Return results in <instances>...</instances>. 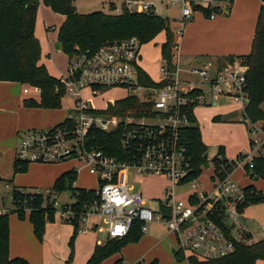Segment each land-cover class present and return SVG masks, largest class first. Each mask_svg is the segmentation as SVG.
Here are the masks:
<instances>
[{
    "label": "built area",
    "instance_id": "1",
    "mask_svg": "<svg viewBox=\"0 0 264 264\" xmlns=\"http://www.w3.org/2000/svg\"><path fill=\"white\" fill-rule=\"evenodd\" d=\"M211 2L215 1L167 0L170 8L180 6L181 9L176 34L181 36L186 25L192 22L196 13L194 5L211 8ZM125 7L130 13L158 15V7L152 1L126 0ZM209 18L215 20L216 15L212 13ZM142 47L139 38L132 37L107 41L95 51L77 48L78 52L68 58L66 73L59 78L66 95L75 102V125L24 133L17 144L16 159L30 164L75 160L97 179V199L85 206L80 232L91 230L106 233L110 239H122L137 222L142 224L143 234L148 232L150 224L161 223L176 237L177 253L186 261L207 263L227 259L236 253L237 242L241 241L232 234L237 217L242 216L240 208L253 198L245 190L250 185L241 187L234 175L242 169L252 182L263 179L255 172V162L264 158V140H251L252 151L234 159L207 158L197 175L184 138L191 126L186 111L191 105L196 106L194 113L201 106L213 107L220 96L232 97L246 107L249 103L245 92L248 67L236 61L214 74L208 69L193 68L188 70L191 79L184 80L175 55L173 70L164 62L160 79L150 77L154 85L149 86L141 76ZM176 49L177 45L174 53ZM116 90L126 91L122 99L135 97L150 110L125 117L97 114L108 106L99 109L92 104L93 99ZM37 93L41 95V90L37 89ZM247 120L250 131L264 137V120ZM92 129L103 133L121 129L122 146L131 159L120 162L90 146ZM211 164L214 166L213 191L209 192L199 179L203 169L210 168ZM74 171L79 174L77 168ZM132 171L142 177L163 178L169 183L165 198L158 199L155 210L148 206L151 199L130 186ZM181 191L185 192L179 195ZM259 191L260 200L264 202V191ZM35 194L52 203L65 223L75 219L70 204L61 206L59 195L53 190ZM9 212L0 210V215Z\"/></svg>",
    "mask_w": 264,
    "mask_h": 264
},
{
    "label": "trees",
    "instance_id": "2",
    "mask_svg": "<svg viewBox=\"0 0 264 264\" xmlns=\"http://www.w3.org/2000/svg\"><path fill=\"white\" fill-rule=\"evenodd\" d=\"M216 3L230 2L233 0H214ZM259 17L257 20L255 36L251 52L246 56H228L219 60V69L236 61L242 62L248 67L246 74L245 92L249 97V103L243 113L244 119L253 122L264 120V0H261ZM43 4L54 13L66 18L62 24L58 42L62 52L71 58L81 51L97 50L105 42L111 40H124L132 37L139 38L142 45L154 41L161 33H166V42L161 46V54L164 62L173 70L174 49L176 39L171 28L169 19L153 13H130L126 7L119 15H106L103 12H94L89 15L80 14L75 6V0H42ZM41 0H0V82L18 83L30 85L41 90L39 101L29 100L25 102L27 108L43 110H57L62 107L63 98L66 96L65 87L60 79L52 76L45 65H41L42 48L36 37L38 11ZM196 12H203L207 18L217 12L216 8H203L193 6ZM144 82L149 86L154 83L150 76L141 71ZM196 106L191 105L186 111L189 115L191 126L186 130L184 138L192 158L194 172L200 174L202 165H206L208 147L202 140V134L198 120L194 115ZM150 108L135 97L117 100L108 104L104 111L96 112L99 115L122 116L139 114L141 111H149ZM72 117L65 120L55 128L75 125V109L71 112ZM230 117V116H229ZM226 116L214 117V122H234ZM244 122V121H243ZM242 122V123H243ZM90 146L102 150L107 156L120 162L129 161L127 151L122 146V131L116 129L110 133H103L97 129L90 132ZM226 157L225 149L221 148L214 157ZM209 159V157H208ZM28 162L15 159V174L28 171ZM255 172L264 179V158L257 159ZM77 174L74 170L63 173L55 182L53 190L56 194L66 192V183L69 182L74 202L70 204L75 212V219L66 224L74 228L69 242L70 255L66 264H72L75 258V243L81 229V218L85 213V206L97 199L96 190H87L76 186ZM1 181V178H0ZM253 196L251 203L248 202L240 209L251 204L260 203V191L251 185L245 189ZM21 191H24L22 193ZM14 209L5 215H0V264H30L22 257L11 258L10 256V215L15 213L21 220L28 219L33 227L34 234L39 242H43L46 227L55 222L57 209L41 195L27 191L26 188H13ZM30 208V213L26 210ZM142 224L137 222L127 237L122 239H110L97 245L93 256L87 264H103L108 259L120 254L129 244L138 243L143 237ZM179 261H184L182 254L177 253ZM264 260V241L248 244L244 240L237 242L236 253L223 260L200 263L190 260L191 264H257ZM116 264H123L118 260Z\"/></svg>",
    "mask_w": 264,
    "mask_h": 264
},
{
    "label": "crops",
    "instance_id": "3",
    "mask_svg": "<svg viewBox=\"0 0 264 264\" xmlns=\"http://www.w3.org/2000/svg\"><path fill=\"white\" fill-rule=\"evenodd\" d=\"M104 1L111 5V9L115 11V0ZM125 1L126 0H123L122 2V12L125 7ZM166 1L167 0H162L159 3H161L166 8H170L169 6H167ZM211 3V8L217 9V12H214V14L216 15L215 20L207 18L203 12H196L192 22L186 25L185 30L183 31V34L181 36L176 34L181 19L180 6H178L180 10L178 16L164 17L170 20L171 28L175 34L177 44L175 55L176 57H178L179 61L181 60L180 62L188 64L189 67L187 70H191L193 68H204L208 69L211 73L214 74L216 70L219 69L218 64L220 59L228 56H246L251 52L257 20L261 7L263 6L262 1L233 0L232 3ZM197 5L203 8L207 7L204 4ZM65 20L66 18L64 16L54 13L50 8L46 7L41 0L37 17L36 37L39 39L42 48V59L40 64L45 65L46 68L47 62H45V57L51 56L53 49L56 50V44L59 43V30ZM44 30H46L47 32H49L50 30L52 31L48 34L45 33ZM160 35L164 36L160 44L161 51L162 44L166 42V33L163 32ZM156 39L154 40L155 42ZM58 53H62V51ZM67 67L68 64L63 70H61L58 76L54 77L58 79L62 77L66 73ZM143 71H145L152 78L147 70L143 68ZM20 95L21 89L18 83L0 82L1 181L4 180V177H2V166L8 160H10L13 167L16 159L17 148L13 152V150L11 151L5 145H7V143H12L11 141H13L15 137H21L22 131L25 132V130L28 131L31 129L36 130L37 128L42 127H46L48 129L57 127L61 123L65 122L66 119L70 118L71 112L74 108L73 107L69 111V115H66V112L62 111L61 113H49V110L45 111L43 109L27 108L25 106L26 101L32 99H37L36 101H39L40 96L39 98L35 99L31 97L23 98ZM213 107H218V104L214 105ZM197 109L195 110L194 114L198 120L200 127V119L196 112ZM240 112H231L230 114H217L215 116H212V120L216 116H227L231 114H236L235 117H237ZM53 114L57 115L54 117ZM233 120H235V118ZM241 153L243 152H237L234 157H237ZM71 170L74 169L69 168L68 171ZM62 174H58L53 180L51 179L50 187L53 188L56 180ZM17 177L18 176L17 174H15L13 167L11 176L5 179L7 181L6 187H9L8 189H10L11 193L13 191V188L15 187L28 188V186H24V184H19L16 179ZM255 187L258 189L257 186ZM93 221H95V219L91 220V223ZM28 222L30 223L29 220ZM30 230L31 229L28 228V225H23L22 234L14 238L12 232V224L10 223L11 258L22 257L26 259L30 264H66V261L68 260L70 255L69 242L74 232V228L72 225L66 224L63 221H55L51 224L49 223L46 227V233L43 242H39V240L35 242L34 239H32L33 237H30ZM149 231L150 226L148 232L143 235L138 243L129 244L120 254L116 255L117 261L122 260V263L125 264V260H127L128 258L137 264H191L186 260H178L176 255L177 245L175 247L174 242H171V236L173 234L169 232L165 236L158 237L149 235ZM102 234L103 233H98L91 230L79 232L75 243V258L72 264H87V262L93 256L96 246L104 243V241L100 239V235ZM238 239L244 240L245 243L252 244V237L246 231H240ZM257 264H259V262H257Z\"/></svg>",
    "mask_w": 264,
    "mask_h": 264
},
{
    "label": "rangeland",
    "instance_id": "4",
    "mask_svg": "<svg viewBox=\"0 0 264 264\" xmlns=\"http://www.w3.org/2000/svg\"><path fill=\"white\" fill-rule=\"evenodd\" d=\"M149 1V0H147ZM162 0L153 1L158 7V15L162 17H173L178 16L180 13L179 7L175 8H166L161 3ZM122 2L123 0H115L116 9L115 11L111 9V5L106 3L104 0H75V5L80 14L89 15L94 12H103L106 15H118L122 13ZM162 5V6H161ZM224 11V10H223ZM52 30L45 33H50ZM164 36L160 35L157 37L156 42L152 41L150 43L144 44L142 47V67L148 71L154 80L160 79V68L164 65V60L162 59V54L160 51V44ZM56 49V48H55ZM62 51V50H61ZM47 54V53H46ZM53 56V57H52ZM181 61V60H180ZM45 62H47V69L49 73L53 76H58L68 64L67 56L62 52L58 53L56 50H52L51 56L45 57ZM188 64L180 62L181 76L184 80L191 79V76L188 74ZM21 89V97L25 98H39L37 89L30 85L18 84ZM25 89V90H24ZM126 97V91L116 90L114 92L98 96L94 98L92 104L99 108L105 109L108 106L109 102H112L116 99H122ZM37 100V99H36ZM218 107H204L201 106L197 109V115L200 119V127L202 131L203 141L208 147V157L209 160L213 159L220 151L221 148L225 149V154L228 158L234 159L237 152L249 153L252 151L251 140H258L262 138L263 135H254L250 131V122L247 119H244L245 107L243 104L238 103L232 97L220 96L218 98ZM75 102L66 95L63 98L62 107L57 110H49V113L52 112H66V115L70 114V110L74 107ZM207 110V111H205ZM47 111V110H45ZM241 111V112H240ZM231 112H240V114L235 117L236 114L223 115L229 117V119L234 120V122H213L212 116L217 114H230ZM54 117L57 114H53ZM211 116V118H210ZM242 120H245L242 123ZM259 127V125H257ZM32 130V129H31ZM36 130H48V128H37ZM30 131V130H28ZM21 132V135L28 132ZM20 135V136H21ZM20 137H15L12 143H7V148L11 151L17 148L16 145L20 142ZM14 167V165H13ZM12 163L8 160L3 166V181H0V210H10L14 209L13 200L11 197V191L6 187L7 181L6 178H9L13 172ZM73 168L79 171L77 176L76 185L80 188H85L88 190H98L99 184L96 178L91 176L89 172L86 171L84 166L78 163L75 160H69L66 162L56 163V164H29L28 171L25 173L17 174V181L19 184H24L28 186L27 191L35 192H46L50 190L51 179L53 180L58 174H62ZM213 164L210 165V168H204L200 176V182L203 187L211 192L213 191V182L211 175H213ZM244 171L239 169L234 175V180L241 186H251L255 185L259 190L264 191V179H260L257 182H252L248 177L244 175ZM129 184L134 187L135 192H143L144 196L147 199H151L148 202V206L153 210L157 207L158 199H164L166 195V189H169V183L159 177H142L137 175L136 172H131L129 176ZM20 188V187H19ZM185 191H181L178 194L182 195ZM74 199L68 197L66 192H61L59 194V203L61 206H66L72 204ZM30 212V208H27L26 213ZM234 219V216L231 217V220ZM55 221H63L58 213L55 214ZM64 222V221H63ZM10 223L12 224V232L14 238L22 234V226L28 225L30 230V237H33L35 242L38 241L34 231L32 230L31 224L27 219L21 220L17 214L11 213ZM65 223V222H64ZM51 224V223H50ZM48 225V224H47ZM236 229L233 230V236L238 239L240 231L248 232L252 237V243H257L264 241V202L255 203L248 205L244 212H242V217H237L235 223ZM169 233L167 227L161 223L150 224L149 235L162 237ZM172 235L171 242H174V246L177 245L176 238ZM100 239L104 243L108 240L106 233L100 235ZM173 240V241H172ZM176 240V241H175ZM117 256H114L103 264H116ZM125 264H137L127 258ZM259 264H264V260H259ZM146 264V263H145Z\"/></svg>",
    "mask_w": 264,
    "mask_h": 264
},
{
    "label": "water",
    "instance_id": "5",
    "mask_svg": "<svg viewBox=\"0 0 264 264\" xmlns=\"http://www.w3.org/2000/svg\"><path fill=\"white\" fill-rule=\"evenodd\" d=\"M56 50H57L58 52L61 51V44H60V43H57V44H56ZM207 158H208V155L206 156V159H207ZM66 190H67V195H68V197L72 199L73 195H72V191H71V189H70L69 182L66 183Z\"/></svg>",
    "mask_w": 264,
    "mask_h": 264
}]
</instances>
